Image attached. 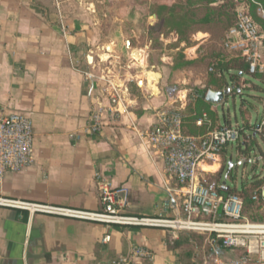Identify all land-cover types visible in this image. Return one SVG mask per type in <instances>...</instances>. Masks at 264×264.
Segmentation results:
<instances>
[{
	"label": "crops",
	"instance_id": "1",
	"mask_svg": "<svg viewBox=\"0 0 264 264\" xmlns=\"http://www.w3.org/2000/svg\"><path fill=\"white\" fill-rule=\"evenodd\" d=\"M93 22L83 0H0V117L21 113L32 120L34 134L32 165L0 180V196L101 211L98 183L103 181L119 192L116 208L121 214L174 217L177 210L163 207L169 199L165 188L172 189L173 181L164 157L145 135L158 111L184 110L189 94L163 87L153 72L144 79L137 76L142 82L129 81L137 84L132 92L128 84L117 82L127 110L115 119L104 115L102 130L89 134L92 110L109 106L110 93L106 82L85 76L102 77L97 69L107 56ZM193 39L200 47L208 35L197 32ZM196 51L183 49L187 61L197 58ZM211 111L217 114L213 106ZM222 125L216 117L215 127ZM225 163L223 152L216 162L202 166L205 182L216 178L213 188L219 191ZM105 236L107 244L101 242ZM173 241L159 229L30 217L0 208V264H99L128 255L136 246L154 254L152 261L139 264H182ZM210 246L215 264L239 254Z\"/></svg>",
	"mask_w": 264,
	"mask_h": 264
},
{
	"label": "built area",
	"instance_id": "2",
	"mask_svg": "<svg viewBox=\"0 0 264 264\" xmlns=\"http://www.w3.org/2000/svg\"><path fill=\"white\" fill-rule=\"evenodd\" d=\"M227 2L235 6V20L234 25L223 34L221 49L230 55V59L246 60L248 75H263L264 32L248 13V7L255 4V0H214L213 5ZM260 13L264 17L263 12ZM222 63L223 60L219 59L215 65ZM209 72H213L212 67ZM85 76L106 82L110 89L109 106L97 107L89 116L87 131L94 135L102 130L104 115L115 119L127 110V105L123 87L117 82L89 73ZM181 111L176 108L158 111L154 126L145 135L164 157L167 174L173 181L172 189L165 188L169 199L163 207L165 210H177L174 217L121 214L116 208L119 192L111 190L103 181L98 183L101 211L3 196H0V208L26 213L30 217L45 215L120 228L159 229L172 240L182 234L205 236L212 246L219 245L223 249L239 252L236 258L218 261L217 264H264V223L246 219L243 216V202L238 195L220 194L217 189L209 188L202 176L203 165L216 162L227 146L239 143L241 129L222 125L204 136L186 135ZM201 122L199 120L197 124ZM252 129L254 136L260 135L264 141V103L262 119ZM243 135L245 141L251 138ZM33 139V123L29 117L17 112L0 117V180L9 173H21L32 165ZM252 200L264 205V185L259 193L253 194ZM101 242L107 244L109 237L105 236ZM153 259L154 254L149 249L136 246L128 255L99 264H139Z\"/></svg>",
	"mask_w": 264,
	"mask_h": 264
},
{
	"label": "rangeland",
	"instance_id": "3",
	"mask_svg": "<svg viewBox=\"0 0 264 264\" xmlns=\"http://www.w3.org/2000/svg\"><path fill=\"white\" fill-rule=\"evenodd\" d=\"M86 8L94 17V24L99 28L101 41L106 43L104 52L107 56L99 65L97 72L105 79L128 84L133 79L142 80L146 73H157L161 78L163 87H170L173 90H187V94L195 88H204V85L211 78L209 68L216 64L218 59L224 57L230 59V55L221 49V39L226 31L222 23L207 27V42L202 46H196L193 39L195 33L190 35L187 43H181L178 50L196 47L197 58L194 65L182 70H172L170 46L176 44L177 37L172 33L168 34L161 29H155L149 36L147 27L158 24L156 17L151 13V5L155 0H83ZM201 16L204 13L203 7L197 9ZM262 16V15H261ZM151 38L152 42L148 39ZM132 42L133 46L127 45ZM136 47H142L145 58L144 66H136L131 54ZM186 60L188 53L184 54ZM218 58V59H217ZM134 63V64H133ZM214 71V70H213ZM143 76V79L137 76ZM229 84L228 75L225 79ZM216 82L218 80L216 79ZM264 103V85L245 74L236 83V92L231 95L223 107L216 108L221 123L229 121L231 126L242 128L245 126V135L250 136L249 144L244 145L245 136H240L237 144H231L224 150L226 158L225 168L221 174L222 182H225L229 189L239 190L242 182H251L254 176H264V141L260 135L254 136L252 127L262 119ZM247 150L243 155L246 163L238 165L242 154L239 151ZM223 164V162H222ZM229 164H232L231 169ZM217 182L216 178L208 179L206 185L213 188ZM258 205V204H257ZM255 213L264 217V206L258 212L254 210L246 212L245 218L249 219ZM174 248L179 250V257L182 264H215V252L205 236L179 235L173 241ZM216 248V247H215Z\"/></svg>",
	"mask_w": 264,
	"mask_h": 264
},
{
	"label": "trees",
	"instance_id": "4",
	"mask_svg": "<svg viewBox=\"0 0 264 264\" xmlns=\"http://www.w3.org/2000/svg\"><path fill=\"white\" fill-rule=\"evenodd\" d=\"M213 4L214 0H155L154 4L151 5V13L156 17L158 24L153 27H147L149 36L155 29H161L168 34L173 33L177 37L176 44L169 47L171 50L169 57L172 62V70H182L196 63L195 61H187L183 50L177 51L181 43L189 41L190 35L197 32H207V27L217 22L222 23L226 30L234 25V4L231 2L216 6ZM200 7L204 9V13L201 16L197 12V9ZM260 11L264 14V0H255V4H251L248 7L249 15L264 32V17L261 16ZM148 40L152 42L151 38ZM130 46H133L131 41ZM186 46L189 47L188 44ZM221 60H223L222 64L213 66L214 71L210 74L211 78L205 83L204 88H195L193 92L189 93V102L186 108L181 111L183 116V132L186 135L204 136L215 129V118L218 115L211 111L212 106L205 101L206 92L212 88L215 90L224 89L228 84L225 80L226 75H228L231 83H237L240 78L239 74H242V76L247 74L248 63L246 60L235 58L225 60L224 57ZM252 77L264 85V74ZM216 79L218 82H216ZM128 87L131 92L132 89H138L135 82H129ZM235 92L236 89L234 90V94ZM199 120H202V122L197 126ZM225 126H231L229 121L225 122ZM240 129L241 133L244 134L245 126ZM248 141H245L247 145L249 144ZM240 152L244 155L247 150H240ZM244 183L243 181L242 187L239 190L228 188L226 194L221 193L219 190L217 191L222 195H238L243 202V216L245 217L244 214L246 212L252 210L258 212L260 207L264 206L261 202L252 200L253 194L259 193L260 188L264 185V178L261 179L259 176H254L249 183L250 187L248 189L244 188ZM248 220L264 223V217L257 213L251 215Z\"/></svg>",
	"mask_w": 264,
	"mask_h": 264
},
{
	"label": "water",
	"instance_id": "5",
	"mask_svg": "<svg viewBox=\"0 0 264 264\" xmlns=\"http://www.w3.org/2000/svg\"><path fill=\"white\" fill-rule=\"evenodd\" d=\"M130 43L127 42V45ZM239 77H242V74H239ZM236 89V83L227 84L224 89L221 90H208L205 94V101L209 103L214 108L223 107L227 101V99L234 95V90ZM246 160H241L238 162V165H244ZM232 164H229V168L231 169ZM228 189L225 188V182H222V186L220 188L221 193H227Z\"/></svg>",
	"mask_w": 264,
	"mask_h": 264
},
{
	"label": "bare ground",
	"instance_id": "6",
	"mask_svg": "<svg viewBox=\"0 0 264 264\" xmlns=\"http://www.w3.org/2000/svg\"><path fill=\"white\" fill-rule=\"evenodd\" d=\"M131 58L135 62V65L136 66H142V67L144 66V59L142 57V52H140V51H133L132 54H131ZM209 170H211V169H209Z\"/></svg>",
	"mask_w": 264,
	"mask_h": 264
}]
</instances>
